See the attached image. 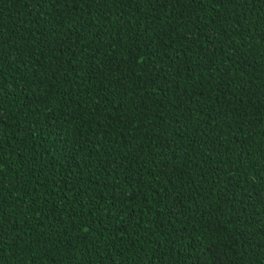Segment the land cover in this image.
<instances>
[{
    "label": "trees",
    "instance_id": "obj_1",
    "mask_svg": "<svg viewBox=\"0 0 264 264\" xmlns=\"http://www.w3.org/2000/svg\"><path fill=\"white\" fill-rule=\"evenodd\" d=\"M264 264V0H0V264Z\"/></svg>",
    "mask_w": 264,
    "mask_h": 264
},
{
    "label": "snow or ice",
    "instance_id": "obj_2",
    "mask_svg": "<svg viewBox=\"0 0 264 264\" xmlns=\"http://www.w3.org/2000/svg\"><path fill=\"white\" fill-rule=\"evenodd\" d=\"M209 255L211 260L209 261L208 257H205L203 264H225V261L216 253L213 248H209Z\"/></svg>",
    "mask_w": 264,
    "mask_h": 264
}]
</instances>
